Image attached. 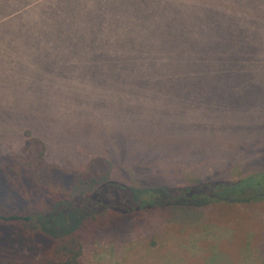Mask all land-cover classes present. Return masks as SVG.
<instances>
[{
	"label": "rangeland",
	"instance_id": "374dc122",
	"mask_svg": "<svg viewBox=\"0 0 264 264\" xmlns=\"http://www.w3.org/2000/svg\"><path fill=\"white\" fill-rule=\"evenodd\" d=\"M11 1L14 10L0 23V202L40 204L53 192V168L78 169L97 156L112 163L113 182L155 201L204 177L237 183L264 171V153L252 150L264 141V126L251 127L264 120V96L239 90L231 74L217 91L201 78L198 88L192 76H173L172 65L155 70L127 58L124 45L134 43L126 33L148 43L154 15L172 14L178 0L0 5ZM33 140L46 148L45 168ZM243 152L246 165L233 159ZM198 166L204 173H194ZM252 202L193 209L177 195L172 204L141 208V218L121 230L86 238L82 264H264V198Z\"/></svg>",
	"mask_w": 264,
	"mask_h": 264
},
{
	"label": "trees",
	"instance_id": "16d2710c",
	"mask_svg": "<svg viewBox=\"0 0 264 264\" xmlns=\"http://www.w3.org/2000/svg\"><path fill=\"white\" fill-rule=\"evenodd\" d=\"M12 5L13 1L0 5L1 24L14 10ZM175 6L172 14L154 15L158 27L150 30L148 43L140 46L135 32L126 33V42L134 43L124 45L127 58L146 59L155 70L166 71L172 65L173 76H192V85L198 88L202 87L198 82L201 78L218 86L217 91L226 87L221 85L224 75L231 74L238 78L239 90H249L250 96H264V0H178ZM85 8L90 10L94 4ZM153 31L156 34L152 36ZM153 37L158 39L156 45L150 42ZM153 45L155 50L151 52ZM137 71L136 66L130 69L131 73ZM190 92L192 97L203 93ZM255 125L264 126V120L251 127ZM226 133L233 134L230 129ZM33 142L41 147L40 152H35L38 156L33 157L38 158L40 168H45L46 148L39 140ZM252 146L253 152L264 153V141H255ZM235 157L248 159L245 165L249 161L244 152ZM225 164L221 161L218 165ZM53 169L58 177L54 182L48 181L53 192L46 201L35 205L27 202L29 206L22 201V207L16 200L0 202V264H82L84 241L90 235L121 230L141 218V208L172 204L177 195L193 209H202L206 201L212 200L251 204L254 199L264 198V171L237 183H206L208 179L204 177L194 186L176 191L174 198L168 191L165 193L170 198L160 194L155 201L113 182V165L101 156L78 169ZM205 169L198 166L194 173L202 174ZM222 189L228 190L225 197L219 192ZM250 190L255 194H249Z\"/></svg>",
	"mask_w": 264,
	"mask_h": 264
}]
</instances>
